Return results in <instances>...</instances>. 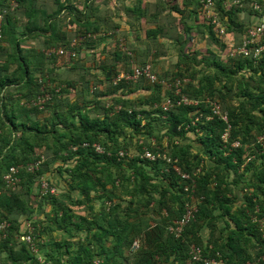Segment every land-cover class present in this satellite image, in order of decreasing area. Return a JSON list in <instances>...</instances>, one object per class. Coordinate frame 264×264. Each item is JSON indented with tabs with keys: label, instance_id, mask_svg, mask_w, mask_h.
I'll list each match as a JSON object with an SVG mask.
<instances>
[{
	"label": "trees",
	"instance_id": "1",
	"mask_svg": "<svg viewBox=\"0 0 264 264\" xmlns=\"http://www.w3.org/2000/svg\"><path fill=\"white\" fill-rule=\"evenodd\" d=\"M39 1L15 0L12 5L0 0V264H41L38 254L49 264H185L190 244L201 246L205 255L221 254L225 264H264V141L258 142L264 136V53L258 60L231 56L236 46L221 40L225 35L201 12L203 0H156L152 16L168 20L146 31L153 45L160 46L161 35L172 38L168 29L182 26L184 34L196 29L222 55L214 49L196 57L200 52L187 51L186 40H180L191 35L180 34L172 38L178 49L175 68L163 76L155 72L158 83L122 79L113 84L118 73L153 64L135 61L130 43L114 54L115 64H97L94 52L90 66L78 64L105 36L120 47L116 27L108 29L109 21L95 17L96 0H53L51 12ZM109 1L120 4L126 17L140 19L149 12L142 3L133 8L126 0ZM213 3L212 13L225 34L246 36L254 24L243 18H264V0ZM80 22L83 28L71 37L67 28ZM40 38L41 47L24 48L28 40ZM73 40L78 41L76 57L71 51L64 56L44 53L68 48ZM60 67L99 69L102 87L93 90L96 84L90 83L84 88L80 81L85 76L79 75L78 81L58 76L60 84L43 88L37 79L54 81L53 69ZM178 81L181 93L176 94ZM58 86L63 87L56 93ZM90 87L96 94L85 98ZM41 88L51 94L42 109L35 104ZM141 90L148 93L139 94ZM181 96L198 103L178 105ZM167 97L174 104L164 111L161 103ZM208 100L218 101L228 113L229 140L239 141L240 147H225L227 125L218 118L207 120ZM145 151L176 160L184 172L202 170L195 190L198 211L181 238L168 226L184 213L186 181L164 159L141 158ZM41 160L35 172L19 170L17 191L6 189L4 176L11 167ZM53 162L58 163L55 170L49 168ZM47 171L60 174V195L32 192ZM240 193L243 200L236 205ZM76 207H85L87 215ZM204 228L209 230L206 240ZM30 230L34 245L21 239Z\"/></svg>",
	"mask_w": 264,
	"mask_h": 264
},
{
	"label": "built area",
	"instance_id": "2",
	"mask_svg": "<svg viewBox=\"0 0 264 264\" xmlns=\"http://www.w3.org/2000/svg\"><path fill=\"white\" fill-rule=\"evenodd\" d=\"M11 4L15 5V0H11ZM214 6L213 0H203V4L201 7V12L209 19L211 18V24L214 27L215 31L220 34L224 35L225 34V28L223 27L220 19L216 14L212 13V8ZM255 10H259L260 7L256 3L254 5ZM3 22V15H0V26L2 25ZM1 28V27H0ZM246 36L242 39V41L236 46V48L232 51L231 56L233 57H244V58H249L252 60H258L264 53V18L262 20H259L254 24V26L248 27L246 30ZM1 36V35H0ZM75 46V43H72L70 47L65 48V47H60V48H47L45 53L47 55L50 54H55L58 56L65 55L68 51H71L72 56H76L75 51H72V49ZM48 50V52H47ZM128 79L132 80H138V79H145L147 82L151 84L158 83V77L153 70V67L151 64H146L145 66H136L133 69L132 74L125 75ZM121 76L114 78L113 84H117L121 80ZM61 87L63 86H58L56 88V92H59ZM176 94L181 93L180 89V82L178 81L175 86H174ZM74 90L71 89V92ZM50 99V96L48 93H42L40 94L36 101L35 104L42 109L44 106V103ZM197 101H193L189 99L186 96H181V98L177 101V104H189V105H197ZM207 103L211 107V116L207 117V120H211L213 118H218L221 121H224L227 125L226 130L224 131L222 135V141L225 145V147L229 148H238L241 146L239 141H233L230 142V132H231V125L229 122V116L228 113L225 111L223 112L221 109V106L218 101L216 100H208ZM173 101L170 98L164 99V101L161 103V106L164 111L169 110L173 106ZM200 117H197L192 125H195L196 121H198ZM258 142H263L264 141V136H261L258 138ZM98 152H101L102 150L100 149L99 146H95ZM125 154L123 152L119 153L120 157H123ZM141 158H146L148 160L154 161L158 158L164 159L168 164L171 165V169L173 172L180 177L182 180L186 181V183H183V190L186 193V201H185V206H184V213L180 219L174 220L170 225H169V231L170 233L174 234L176 237H179L181 233L183 232L184 228L187 227L191 222L194 221L195 215L198 211V206L197 203L200 201V198L196 197L195 195V190H196V185H197V177L198 174H202L201 168L196 169L192 173H187L181 170V168L176 165V160H172L171 158L162 155L160 153H153L150 151H145L143 154L140 155ZM41 161H38L36 163H29L26 167L24 165H19V166H13L10 168L9 173H7L4 176L5 183H6V189L12 190V191H17L20 186V179L17 177V174L19 173L20 169L26 168L30 172H35L36 168L41 164ZM40 190L43 194L46 193H51V194H56L57 189L56 187L52 186L49 182L44 181L41 182L40 185ZM1 227H4V225H1ZM33 230V229H32ZM30 230L27 235H24L21 237L22 240L26 241L27 243L34 245L33 242V231ZM264 259V258H263ZM41 264H49L46 263L44 260L41 261ZM185 264H224L223 261H219L213 257H209L208 255H203L202 248L197 246V245H191L189 249V258Z\"/></svg>",
	"mask_w": 264,
	"mask_h": 264
},
{
	"label": "crops",
	"instance_id": "3",
	"mask_svg": "<svg viewBox=\"0 0 264 264\" xmlns=\"http://www.w3.org/2000/svg\"><path fill=\"white\" fill-rule=\"evenodd\" d=\"M155 2H157V1L156 0H126L125 3H127V5H129V6L131 5L133 8L137 7V5H139L140 3H142L145 7H148L149 12H147V16L144 18H140V19H137V16H135V15L132 17H126L124 15V12L120 8V4L111 3V1H109V0H96L97 11L95 13L93 12V14L96 15L95 17L99 18V22L109 21V25H108L109 28L108 29L112 30V29H115V27H116V30L119 31L118 34H120L121 28L127 30L126 33H122V35H125L124 37L126 38V41L128 43L132 44V47L134 49L135 61L143 62V61H146L148 58L153 59L152 57L157 56L156 59H161V62H163V60H162L163 56L161 57V55L163 52V48H166V43L169 46H172V47L175 46L174 40L172 39L174 37L173 35L176 34V38L180 34L191 35V36H183L180 38L181 41L186 40L185 45H186V43L188 44V43L194 42L196 36H201V35L198 34V32H196V29H193V28L188 29V31L184 34L181 32L183 27L177 26L178 27L177 29H168L167 30V34L172 37V38L170 37L171 39H168L169 36H167V35L163 36V37L161 35V37H159V41L161 42L160 46L153 45L154 44L153 41L147 39L146 31L148 29L155 27V25H157L158 23L160 24V23H166L167 22L166 21L167 16H165V15H161L157 19L152 16L151 11L154 10L153 5H155L154 4ZM39 3L44 5L45 9L48 10V12H51L52 10H54L53 0H42V1H39ZM82 4H84V3L83 2L79 3V8L81 10H84V6ZM154 12H156V9L153 11V13ZM243 19H244V21H246L245 23H247L251 20V22L253 24H255L256 22L259 21V18L256 17L255 15H254V17L248 16V17H244ZM81 22L79 24L73 23L71 26H69L67 28V29H69L68 33H70L71 37H73L75 34H78V32L81 31V29L83 28L82 27L83 22L82 23ZM186 23H188L189 25L193 24L191 19H188L186 21ZM102 24H105V23H102ZM121 25L123 27H121ZM193 26L194 27L196 26L195 22H194ZM187 37H190L191 39H189V38L187 39ZM243 38H244V35H243ZM42 42H43V39H41V38L40 39H30L25 43L24 48L28 49V50L38 48V47H41ZM101 42L102 43L98 44V49L93 50V51L91 50L92 51L91 53L90 52H84V54L86 56L84 55L82 58L78 59V64L90 66L91 65L90 62H91L92 58H94V55H92L93 52L95 53L94 60L97 61V64H103L104 66H107V64L108 65H111L113 63L115 64L116 61H115V55L114 54L119 50V46L116 44V42H114L112 37L105 36L104 41H101ZM225 43H227V42H225ZM229 45H231V44H229ZM212 46L213 45L207 44L205 47H201V46H199L197 48L195 47V51L200 52L201 56L208 55V50H214V49H212ZM58 48H60V47H58ZM62 56H64V55H62ZM49 66H52V65H49ZM49 66H48V68L50 69ZM68 67L70 68V67H72V65L70 64ZM62 68H65V67H62ZM153 68H154V66H153ZM155 68H157V65H155ZM166 69H169V68L166 66ZM82 71H84V70L80 68V76H81ZM71 72H74V70ZM75 73L77 74V71H75ZM82 75L85 76L86 81L82 80V81H80V83H82V85L86 89L88 87L87 85L90 83H95V84L103 83V82H100V79L103 80V74H102V71L99 69L85 71ZM69 77H73L74 80H77V81L79 79V75L78 74L75 75L74 73L70 74ZM37 80L43 86V88H46V89L51 88L52 89L55 87V85H53L55 82V81H53V79L50 81L48 80L49 82L47 84H45L46 82H44L41 77H39ZM43 88H41L42 93H48L45 90H43ZM86 92H88V90ZM56 93H58V92H56ZM72 93H75V90ZM146 93L147 92H145V94ZM48 94L51 98V94L50 93H48ZM139 94H137V95H139ZM85 95H86L85 98L86 97L91 98V97L87 96V93ZM38 259L41 261L45 260V258L43 256H40V255H39ZM247 264H250V263L248 262Z\"/></svg>",
	"mask_w": 264,
	"mask_h": 264
},
{
	"label": "rangeland",
	"instance_id": "4",
	"mask_svg": "<svg viewBox=\"0 0 264 264\" xmlns=\"http://www.w3.org/2000/svg\"><path fill=\"white\" fill-rule=\"evenodd\" d=\"M235 2H237L238 0H234ZM226 4H229V3H226ZM35 5H36V3H35ZM124 21V20H123ZM121 27H123L122 25H121ZM126 29H123V28H121V30H120V34H119V37H120V41H121V43H120V49L121 50H127V48H125V47H127L128 46V42L126 41V38L124 37L125 35H122V33H126ZM119 32V31H118ZM173 33V32H172ZM225 36L224 37H220L221 38V40H223V41H225V42H227V44H231V45H237L242 39H243V35L242 34H240V33H237V32H235V33H227V34H224ZM174 37H176V34L175 35H173ZM242 38V39H241ZM72 43H75V46L72 48V49H70V50H72V51H75V53H76V47H77V45H78V41H76V40H73V42ZM71 43V44H72ZM71 44L69 45V47L71 46ZM212 45L208 40H206V38L205 37H203V36H196V38H195V40H194V42H192V43H188L187 45H186V50L187 51H189V52H193V51H195V47L197 48V47H199V46H201V47H205L206 45ZM126 45V46H125ZM164 45V44H163ZM165 47V46H164ZM169 47V48H168ZM212 49H216L217 50V48H215L214 46H212ZM45 51H46V49L44 50V53H45ZM177 51H178V49H177V46H169L167 43H166V48H163V52H162V55H161V57H162V60H163V62H161V59H156V57H152L153 59H151V58H148L146 61L147 62H150V63H152L153 64V66H154V71L157 73V75H164V73L166 72V71H168L169 70V72H171L172 71V69H174L175 67V63H177V56H178V53H177ZM217 51H219V50H217ZM47 52H48V50H47ZM220 52V54H221V51H219ZM46 54V53H45ZM77 54V53H76ZM47 55V54H46ZM222 55V54H221ZM77 56V55H76ZM196 57H199L200 58V54H198V55H196ZM89 59V58H88ZM156 59V60H155ZM154 61V62H153ZM83 65V64H82ZM155 65H157V68H155ZM86 66V65H85ZM166 66L169 68V69H166ZM53 74H54V78H55V82H54V84L53 85H56L57 83L58 84H60L59 83V81L61 80H58V76L59 77H61L62 79H65V80H71V79H74L73 77H69L70 76V74H75V75H80V70H77V74L75 73V69H74V72H71V71H73V70H71V69H69V68H62V67H60L58 70H56V69H53ZM70 73H69V72ZM85 71H82L81 72V75L84 73ZM133 73V72H132ZM132 73H130V72H120V73H118V75H117V77H119V76H121L122 78H121V80L123 79V80H126V81H131V82H133V83H139L141 80H144L145 82H147L145 79H143V78H141V79H138V80H132V79H128L127 77H125V75H128V74H132ZM103 84V83H102ZM102 84H96V86L93 88V90L94 89H96V88H101L102 87ZM88 91L89 92H87V96L88 97H91V98H93L94 97V95L96 94V92L93 94V91H92V89H91V87H90V89H88ZM140 94H145V92L144 91H140L139 92ZM148 93V92H147ZM146 93V94H147ZM145 94V95H146ZM115 108L117 109V108H122V106H115ZM41 158L42 159H44V160H47V159H50L51 158V156L49 155V156H46V155H42L41 156ZM59 163H60V161H59ZM58 163H55V162H53V163H51L50 165H49V168L50 169H52V170H55L56 169V165H57ZM44 181H49V183L51 182L53 185H55V186H57L58 187V189H59V192L60 191H62V188H61V176H60V174L59 173H57V172H50V171H47V172H45L44 173V175L41 177V182H43L44 183ZM40 191V188L37 186V185H35L34 187H33V189H32V192L33 193H37V192H39ZM60 194H61V192H60ZM59 194V195H60ZM60 198H62V197H60ZM242 200H243V196H242V194L240 193L239 194V198H238V200L235 202V204L236 205H239L240 203H242ZM95 207H96V211L97 210H99V207H100V203H96V205H95ZM76 209V211L78 212V213H81L80 215H87V211H85L84 209H85V207H82V209H80V208H78V207H76L75 208ZM38 211V210H37ZM39 212H41V211H39ZM35 218H39V219H42L43 218V215L41 214V215H35L34 216ZM208 230H204L203 229V238H204V240L207 238V236H208ZM216 234H218V231H216ZM63 237H65V235L64 234H61ZM139 245L138 244H136V245H134V249L133 250H135V249H137V247H138Z\"/></svg>",
	"mask_w": 264,
	"mask_h": 264
},
{
	"label": "clouds",
	"instance_id": "5",
	"mask_svg": "<svg viewBox=\"0 0 264 264\" xmlns=\"http://www.w3.org/2000/svg\"><path fill=\"white\" fill-rule=\"evenodd\" d=\"M57 190H58L57 193H56V194H53V195L56 196V195H58V194L61 192V191L59 192V189H57ZM199 202H200V201H199ZM263 222H264V221H263ZM191 223H192V222H191ZM191 223H190V224H191ZM190 224H189V225H190ZM169 225H170V224H169ZM189 225H188V226H189ZM168 228H169V226H168ZM186 228H187V227L184 228L183 232L181 233V235H180L179 237H176L174 234H173V235H174L176 238H181ZM204 230H208V228H204ZM168 231H169V229H168ZM208 232H209V230H208ZM202 233H203V231H202ZM171 234H172V233H171ZM203 239H204V238H203ZM206 239H207V238H206ZM206 239H205V240H206ZM191 245H193V244H190V245H189V248H188V258H189V249H190V246H191ZM194 245H196V244H194ZM197 246H199V245H197ZM199 247H201V246H199ZM201 248H202V247H201ZM210 248H211V246H210ZM202 251H203V255H205V254H204V250H203V248H202ZM39 255H40V254H38V257H39ZM208 256H209V257H213V258H215V259H217V260H219V261H224V259L221 258V254H219V253H217L215 256H212V255H209V254H208ZM188 258H187V260H188ZM263 258H264V257H262V260L264 261ZM187 260H186V262H187ZM39 261H40V260H39ZM44 261L46 262V260H44ZM186 262H185V263H186ZM46 263H47V262H46ZM223 263H224V262H223ZM224 264H225V263H224ZM228 264H229V263H228Z\"/></svg>",
	"mask_w": 264,
	"mask_h": 264
}]
</instances>
